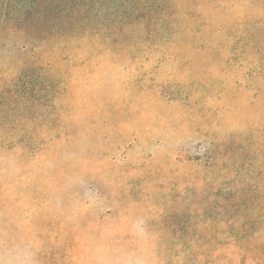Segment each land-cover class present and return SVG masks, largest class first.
<instances>
[{"label":"rangeland","instance_id":"1","mask_svg":"<svg viewBox=\"0 0 264 264\" xmlns=\"http://www.w3.org/2000/svg\"><path fill=\"white\" fill-rule=\"evenodd\" d=\"M213 2L188 36L195 47L206 46L207 61L189 51L175 64L152 65L146 55L139 60L141 87L154 80L165 99H181L157 102L141 95L150 88L126 89L131 122L125 126L113 122L104 132L0 152V231L26 240L38 264H92L97 246L128 245L137 219L148 229L151 264H183L158 253L199 235L196 217L204 229L221 231L218 220L240 216L248 197L264 205V152L254 155L264 139V54L254 64L237 50L230 65L219 68L215 61L242 39L250 10L240 0ZM103 68L99 74L114 79ZM78 111L74 105V122ZM259 214L255 208L251 216ZM99 216L105 228L84 233ZM168 236L175 241L167 243Z\"/></svg>","mask_w":264,"mask_h":264},{"label":"trees","instance_id":"2","mask_svg":"<svg viewBox=\"0 0 264 264\" xmlns=\"http://www.w3.org/2000/svg\"><path fill=\"white\" fill-rule=\"evenodd\" d=\"M213 1L0 0V51H5L0 53V152H11L22 143L46 145L61 135L73 138L104 132L113 122L125 126L131 122L126 89L150 88L149 93L140 90L141 95L164 100L166 93L157 81H150L152 87H141L139 60L146 55L152 65L175 64L189 51L201 63L207 61L206 46L195 47L188 36L204 14L215 8ZM240 1L247 2L245 8L250 10L243 17L242 39L226 47L215 61L219 68L230 65L237 50L254 64L264 54V0ZM104 65L113 71L114 79L99 74ZM75 87H80L78 94ZM243 100L250 102L247 96ZM74 105L79 110L76 122L71 116ZM261 140L255 156L264 152ZM248 200L240 216L218 220L217 226H225L221 231L204 229L196 217L194 224L202 232L183 241L187 246L167 245L158 256L167 263L264 264V230L260 228L264 205L258 207L251 196ZM255 208L260 210L257 219L251 216ZM104 222L102 216L95 217L84 233L104 229ZM168 237L167 243L175 241Z\"/></svg>","mask_w":264,"mask_h":264},{"label":"clouds","instance_id":"3","mask_svg":"<svg viewBox=\"0 0 264 264\" xmlns=\"http://www.w3.org/2000/svg\"><path fill=\"white\" fill-rule=\"evenodd\" d=\"M148 229L142 219H137L129 233L128 245L116 242L99 245L92 250V264H151L146 248ZM0 264H38L37 253L24 239H14L0 231Z\"/></svg>","mask_w":264,"mask_h":264}]
</instances>
